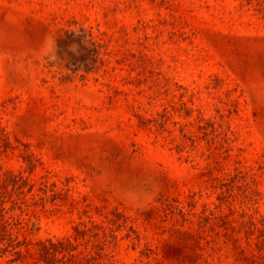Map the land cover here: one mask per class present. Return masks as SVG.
Here are the masks:
<instances>
[{
  "label": "rangeland",
  "instance_id": "rangeland-1",
  "mask_svg": "<svg viewBox=\"0 0 264 264\" xmlns=\"http://www.w3.org/2000/svg\"><path fill=\"white\" fill-rule=\"evenodd\" d=\"M0 264H264V0H0Z\"/></svg>",
  "mask_w": 264,
  "mask_h": 264
},
{
  "label": "clouds",
  "instance_id": "clouds-1",
  "mask_svg": "<svg viewBox=\"0 0 264 264\" xmlns=\"http://www.w3.org/2000/svg\"><path fill=\"white\" fill-rule=\"evenodd\" d=\"M38 51L41 54V58L44 59L48 64L55 65L59 60L58 56L56 55V34H46L44 40L41 42V46Z\"/></svg>",
  "mask_w": 264,
  "mask_h": 264
},
{
  "label": "trees",
  "instance_id": "trees-1",
  "mask_svg": "<svg viewBox=\"0 0 264 264\" xmlns=\"http://www.w3.org/2000/svg\"><path fill=\"white\" fill-rule=\"evenodd\" d=\"M70 33H67V35L70 34ZM79 36L83 37L82 35H79ZM86 41H88L89 44H92L91 41L90 42H89V40H86ZM86 58H88V62L94 61V59H95V49H94L93 46H90L88 48V51L85 54L81 53V54H78V55L74 56L73 57V61H77V62L86 61Z\"/></svg>",
  "mask_w": 264,
  "mask_h": 264
}]
</instances>
